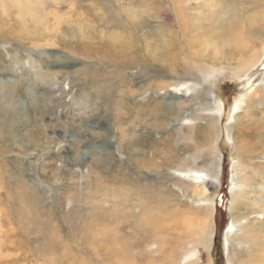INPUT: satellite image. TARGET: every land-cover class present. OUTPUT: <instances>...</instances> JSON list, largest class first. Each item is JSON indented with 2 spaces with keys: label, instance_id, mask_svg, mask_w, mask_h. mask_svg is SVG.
Wrapping results in <instances>:
<instances>
[{
  "label": "rangeland",
  "instance_id": "374dc122",
  "mask_svg": "<svg viewBox=\"0 0 264 264\" xmlns=\"http://www.w3.org/2000/svg\"><path fill=\"white\" fill-rule=\"evenodd\" d=\"M131 1L97 0L94 14L105 18L111 7L123 11ZM200 1L189 0V11L194 13ZM145 2V12H153L149 29L170 23V13L156 12L161 0ZM90 4L61 3V12ZM255 12H250L254 20L264 21V13ZM96 21H87L93 29L83 40L114 43L120 29ZM23 30V19L1 0L0 264H236L244 241L246 247L260 240L250 227H264V93L258 92L264 86V35L253 50L254 61L251 56L239 63H206L201 70H175L169 79L157 76L171 86L156 87L147 69L109 66L88 47L78 51L75 43L32 45ZM108 77L116 92L98 94L109 89ZM148 102L159 104L157 116H150ZM238 129L248 132L240 141L234 139ZM192 134L198 136L196 146L189 140ZM166 145L177 159L194 155L186 170L201 167V183H190L173 166L158 168L153 148L162 151ZM151 185L156 190L151 197L145 193L146 206L153 210L164 202L166 212L175 211L167 221L168 236L163 228L137 229L133 222L137 215L146 219L135 190ZM197 186L204 197L194 195ZM8 188L14 205L5 201ZM231 191L237 192L235 215ZM89 227L108 228L109 241L93 240Z\"/></svg>",
  "mask_w": 264,
  "mask_h": 264
},
{
  "label": "bare ground",
  "instance_id": "6f19581e",
  "mask_svg": "<svg viewBox=\"0 0 264 264\" xmlns=\"http://www.w3.org/2000/svg\"><path fill=\"white\" fill-rule=\"evenodd\" d=\"M4 1L7 3V7L11 9V12L23 19L24 30L22 33L25 34L24 37L27 41L31 42L32 45H36L37 42H41L44 44L46 43L48 45L47 47L57 46L59 43L62 44L61 41H63L65 45L70 44L71 46H74L73 44L75 43L78 51H82V47H88V51H90L91 54H100V57L103 61H106V64L109 66H118L122 69H130L138 66L139 69L149 70L148 72H151L152 75L155 76L154 78L152 77L153 80H155L152 86L156 87L171 86V83L169 84L168 82H165L164 84L163 81L157 79V76L169 79L172 77L170 74H172L175 70L184 71L187 68L192 69L194 67L197 70L206 69V63L214 66L219 63H239L241 59L247 60L251 56V59L254 61L257 58V51L253 50L259 46L260 41L263 40L261 37L264 35V21L254 20L256 10L258 12L260 9V12L264 13V0H201L200 2H197L194 13L189 11V0H161L162 2L157 4L158 7L156 8V12L159 14H162L163 12L170 13L172 20L170 23H165L163 28L156 30H151L147 27L153 12H145V9H143L146 7L145 1L150 0L131 1L132 6H130L129 9L123 10L124 12L111 7L108 11H106L107 13L105 18L102 19H97L94 14V9L98 8L94 5L95 3L93 4V2H97V0H88L91 4L80 8L77 5H74L75 8H68V10L63 13L61 12V3L68 2L77 4V0ZM135 1L138 3L135 5L136 8L133 7ZM103 4L105 6L107 5L106 2ZM227 4L229 8L226 6ZM244 4H247L248 6L245 7ZM134 8H138V10H135ZM4 9H6V7ZM203 9L206 12L205 14L200 12V10ZM138 11H140V13H138ZM251 11L254 12V15H250ZM76 12H78L79 15H77ZM135 12H137V14ZM245 13L248 14V17L246 16L247 18L244 17ZM81 15H84V18H82ZM262 18L264 19V14ZM95 19L98 24L101 23L108 25V22H111L120 29V32H117V34L115 30L116 35L113 41L114 43L102 42L100 40H90L93 42L90 43L83 40L88 39V36L91 35V29H93L91 28L92 25L88 24L87 21L94 23ZM143 27L146 29L143 30ZM191 31H195V33L192 35L189 34ZM206 40L207 44L205 43ZM209 46H212L214 53L210 54L212 48H208ZM225 49L226 52L224 54H220V52L225 51ZM96 51L99 53H95ZM89 79L93 84H100L99 78H96L95 76H90ZM159 81L161 82L160 85L158 84ZM104 82H112L109 89L107 91L98 89L96 92L101 95H110L109 92L112 91L111 95H113L116 92L113 80L108 77ZM183 84L184 83L181 85L183 86ZM261 91L264 93V86L259 88L258 92L260 93ZM204 97L205 100L209 99V96L207 98L204 95ZM150 104L152 105V109L151 113H148H150L151 117L157 116L159 112V104L154 102H150L149 105ZM143 110L145 111V109ZM208 116L210 117L211 115L208 114ZM198 119L199 118H197V120ZM188 127H190V125ZM236 132L237 134L234 139L236 138L239 141L248 134V132L243 129H238ZM209 134L210 132H205L206 136ZM195 135L196 134L189 135V140L193 142L192 146H196L198 143V136ZM189 146L191 149H194L191 145H184L183 147L189 150ZM174 153L175 150L169 145L164 146L162 151H158L157 146H155L153 148V157L159 154L158 159L161 161L158 168L165 165L173 166L175 168H172V170L181 176H187L189 181H191L190 183H201L199 179L202 178L203 173L205 174V171H202L201 167L198 168L196 165L192 166L196 169L194 170L195 172L186 170L187 167L185 163L192 160L194 155L177 159L175 158ZM142 155V153H139V158L135 161L136 167L139 166L138 164L140 163L138 161L142 160ZM151 160L152 163L155 162L152 158L149 159V162ZM191 163L193 162L191 161ZM208 164L212 165V162L208 161ZM148 165L151 166L154 164L148 163ZM141 166H143V164H141ZM152 186L153 185H151L150 188L138 186L135 190L137 195L140 197L137 201L141 207L140 213L145 215L146 219L143 220L137 215L133 222L136 226H139V228L137 226V229H144L142 226H146L150 229V225L154 228L157 227L156 230L163 228L164 234L168 236V229L170 228L171 222L167 223V221L174 216L175 211L170 209L166 212V209H164L165 206L163 205L164 202L156 205V208H153V210L151 207L146 206V203L150 200L144 195L147 192V196L151 197V194H153L156 190L155 188L154 190ZM102 189L106 188L103 187ZM180 190H182V188H180ZM7 192L5 201L10 204L12 202V205L16 204L17 201H14L13 196H11V189L8 188ZM194 195L198 198H202L205 195V190L202 187L199 188V186H197L194 190ZM231 196L232 201H229V207L232 208V210H230V212L231 215H235L237 214V192L231 191ZM124 204L129 205V202L125 201ZM102 222L103 218L100 219V223ZM93 228L89 227L88 229H92L93 240L102 238V243L104 244L106 241H109V239H107V237L109 238L108 228ZM246 229L247 227L245 230ZM250 230L251 234L253 233V235H256L255 237L260 240H257L253 243V245H248L246 247L244 244L247 242L244 241L242 247L237 251V255L234 258V262L236 264H264V227L262 228L261 226L252 224ZM254 236H252L253 239ZM206 237L207 234L205 233V240ZM205 240L203 246L205 245ZM177 242L181 243L182 241ZM8 245L9 244L7 243L6 247H8ZM3 246L4 244L1 245V250L4 248ZM163 253L164 252H160L158 254V260L162 258ZM105 254H107L105 255L106 257H110L112 255L108 251H105ZM7 256L8 255H5L1 259H5ZM188 259H190L189 256Z\"/></svg>",
  "mask_w": 264,
  "mask_h": 264
},
{
  "label": "trees",
  "instance_id": "16d2710c",
  "mask_svg": "<svg viewBox=\"0 0 264 264\" xmlns=\"http://www.w3.org/2000/svg\"><path fill=\"white\" fill-rule=\"evenodd\" d=\"M222 198V197H221Z\"/></svg>",
  "mask_w": 264,
  "mask_h": 264
}]
</instances>
